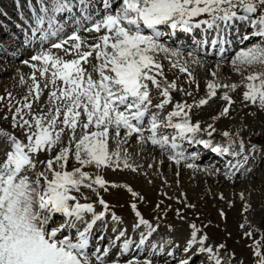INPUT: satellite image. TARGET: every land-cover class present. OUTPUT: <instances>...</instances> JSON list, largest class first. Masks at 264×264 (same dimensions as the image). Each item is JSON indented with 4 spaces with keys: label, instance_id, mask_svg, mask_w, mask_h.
Here are the masks:
<instances>
[{
    "label": "snow or ice",
    "instance_id": "1",
    "mask_svg": "<svg viewBox=\"0 0 264 264\" xmlns=\"http://www.w3.org/2000/svg\"><path fill=\"white\" fill-rule=\"evenodd\" d=\"M79 6L82 16L73 21L74 30L51 44L50 49L42 48L32 55L31 63L24 61L32 69L27 92L15 104L12 93H7L8 109H15L11 112L12 128L19 129L20 136L0 129V140H3L0 146V264H119L116 259L108 260L110 248L115 246L113 241L102 250L99 245L90 249L94 226L111 211L100 190L107 192L109 186L125 188L134 201L137 197L144 200V197L127 183L117 184L105 179L101 170L138 171L139 166L130 162L132 155L124 147L133 137L137 145L150 142L159 147L161 153L167 154L177 165L181 160L196 159L195 153L186 156L183 151H177L178 140L195 141L202 131L211 137L216 129L213 124L202 128L200 121L192 122V108L207 104L217 95L218 88L234 91L238 87L235 83L209 80L207 94L198 101L173 103L174 91L186 96L192 93L183 86L178 87L175 79L167 78L158 55L163 53L171 68L187 73L190 83H194L195 78L187 66L189 61L181 62V48H170L161 41L162 27L190 32L193 27L206 25L209 29L215 26L219 31L218 22L227 25L239 20L253 27L250 35L264 40V0H103L102 12H89L90 0H80ZM72 8L68 0H52L50 9L42 8V11L54 14ZM202 14H207L208 19H194ZM83 21H87L88 26ZM37 23L42 24L43 18H37ZM49 29L51 31L41 30L42 41L48 36H59L64 25L54 27L53 16H49ZM248 39V35L243 37V40ZM216 42L212 40L213 44ZM51 49L60 50L62 55ZM187 55L192 57L193 53L189 51ZM231 63L238 73L241 72L238 65H260L264 69V43L241 49ZM212 75L215 77L216 73ZM20 80L23 83L24 77ZM241 83L243 100L264 113V70L248 72ZM154 92L159 97L156 103L152 99ZM45 93L46 99L41 102ZM221 99L226 105L218 115H228V106L234 101L227 91ZM169 105L170 111L167 110ZM217 118L212 117L213 121ZM162 129H173L174 134L169 136ZM222 135L228 145L235 144L233 134L224 131ZM197 142L206 147L212 143L210 139ZM239 147L243 152V140ZM212 151L227 153L230 147L217 145ZM231 154L237 155L235 151ZM86 166L96 171H86ZM186 167L197 166L187 163ZM234 174L229 171L226 176ZM81 187L91 190L97 200L89 202ZM97 203L103 210H96ZM130 206L148 234L154 231L137 210L136 202ZM251 208L245 201L244 211ZM55 213L61 214L60 221L54 220ZM220 215L223 217L225 213L221 211ZM111 216L113 221L120 220L114 212ZM245 224L249 225L244 232L246 237L251 239L254 231L260 232L247 218L240 227L244 228ZM190 227L192 231L184 252L198 243L197 253H208L210 262L221 264L217 249L224 245H217L216 249L206 246L207 235H198L201 229L194 223ZM120 236H124L123 231L116 239ZM146 238L142 233L137 246H142ZM262 242L264 232L250 245L256 258L253 264H264ZM129 246L130 240L125 239L120 245L121 252H128ZM190 259L182 258L177 264H189ZM124 264L152 262L148 258L141 262L133 257Z\"/></svg>",
    "mask_w": 264,
    "mask_h": 264
},
{
    "label": "rangeland",
    "instance_id": "2",
    "mask_svg": "<svg viewBox=\"0 0 264 264\" xmlns=\"http://www.w3.org/2000/svg\"><path fill=\"white\" fill-rule=\"evenodd\" d=\"M9 2L8 0H0L1 12L5 11L9 14V17H12L15 22L21 25L20 18H16L17 12L19 11L21 16L26 18L27 14L21 12L22 7L17 8V12L4 10L6 8L10 9L8 7ZM24 12H26L25 8ZM198 18L206 19L208 16L207 14H202ZM0 20L3 22L5 21L1 14ZM0 40H3L6 44L10 42V38L4 37V34L0 35ZM255 42L256 44L264 43L260 38ZM251 43L254 44V41ZM243 45V47L240 46L238 51L248 48V46H245L248 44ZM168 47L173 48L174 46ZM32 52L34 51H28L26 53L27 56H22L21 61H16L14 63L8 62L6 61L9 60L8 58H2V56H0V70L7 69L4 73L0 72V97L4 98L0 100V129H4L17 136H20V130L12 128L11 112H14L15 109L13 107V109L9 111L8 100L10 97L7 96V93H12V97L15 98L13 104H15V101L19 100L27 92L28 85L31 83L28 79L29 73H31L32 69L29 64L25 65L24 61H30L31 56L28 55ZM186 54L183 53V60L181 62L188 61L184 59ZM200 58L199 59L206 64V67L209 65L215 69L218 68L216 65H220L221 67L218 68L220 72L216 69L215 71L208 70L210 73H207L208 71L204 73L202 69L200 70V68L196 66V63L192 62L191 65L189 64L187 66H189V71L192 72L195 82L190 83L187 79V73H181L178 68H171L170 61L165 58L163 53L158 55V59L164 67V73L167 78L169 80L175 79L178 87L183 86L186 91L192 93V96H186L182 95L179 91H174L172 93L173 103L181 100L187 103H192L193 100L198 101L207 94L206 83L209 80H215L222 84H237L238 87L234 91L227 88L216 89L217 95L210 98L207 104L198 108H192L193 110L190 112L192 122L197 120L200 121L202 128L206 127L207 124H213V127L216 129L211 137L203 131L198 133L196 137H205L212 142L219 141L220 143L228 145L227 138L222 135L224 131H228L233 134L232 139L235 141V144L231 145V149H234V151L240 149L239 144L240 141L243 140L244 148L250 149L251 151L257 148L260 153H264V113L258 112L255 107L243 100L242 93L244 91V86L241 83L248 72L253 70L261 71L264 69H262L260 65L251 67L238 65L241 67V72L237 74L236 71L229 70V68H233L231 58L222 61H212L210 59H206V61L203 56ZM11 68H13L12 71H10ZM213 72L220 73L221 77H213ZM21 76L24 77L23 83H21L20 80ZM225 91L232 97L234 103L228 106V115L219 116L218 114L226 105V101L221 99ZM43 99H46V93L41 102H43ZM152 99L153 103L158 102L159 98L155 92L152 95ZM167 110H171V105L167 107ZM214 116L218 117L215 121L212 119ZM131 144L136 145L134 139L129 141L128 145L124 146L128 148V151L129 148L131 149L129 151L132 155V160L130 162H134L139 166L138 171L133 172L130 169H116L113 171L112 169L105 168L101 170V174L105 179L117 184L127 183L134 191L143 196L144 200H139L137 197L134 201L131 193H129L127 189L112 188L111 186H109L107 192L101 189L100 195L108 203L111 210L105 215L112 219L111 213L114 212L116 216L120 217L121 225L119 230H124L126 228V232L131 231L128 236L129 239H132L134 235L138 236L135 227L138 223V218L135 216L130 206L131 203L136 202L137 210L140 211L144 219L151 222L153 229L157 230V236L154 242L156 240H170L166 246L167 248H170L168 247L170 244H173L174 247L178 245L177 256L167 257L168 259L165 258L163 261L150 259L152 264H177L180 259H187L189 257H191L189 264H212L211 262L214 261H209V255L206 257L202 256L201 253L195 252L183 255L185 252L182 247H184V244L190 238L192 231L190 225L193 223L201 229L198 235H207L208 239L205 242L206 246L212 245L213 248L216 249L217 245H224L223 248L217 249L221 259L228 260L231 264H253L256 258L253 256V250L250 245L253 240L260 238V232H264V166L258 167L257 165H248L246 168V170L248 169L247 172L249 169H253L252 173L255 175L246 177V175L249 174L247 173L244 175L245 179H243L241 183L238 180L240 179V175L245 172L244 169L242 172L239 170L237 174L226 178V180H217L216 177H213L211 168L208 170L201 163H195L197 168H189L186 167L187 162L177 165L175 162L172 164L171 160L165 159L167 164L160 165V160H157V157L146 163L141 158L143 155L140 156V151L143 148L141 149L139 145L133 148L128 147ZM150 144L149 142L145 145ZM2 145L3 140H0V146ZM155 148L156 146H154V149ZM157 152L161 155L160 149L157 150ZM0 156H2V153H0ZM149 164L154 166L148 167ZM236 164L237 163H235V165ZM69 167H71V163ZM84 170L89 172L96 171L90 166H86ZM215 170L223 174L225 168L215 166ZM165 181L167 182L165 183ZM81 192L89 197V202L97 200L96 195L92 193L91 190L81 187ZM182 193L183 195H181ZM241 194H243V199H241ZM221 196H223V199H221ZM245 201L249 202L252 208L247 212L244 211L243 214L237 215V210L243 212ZM81 202H84L83 199H81ZM157 205H159V207H157ZM186 205H195V207H186ZM95 206H98V211L103 210L102 206L98 203L95 204ZM232 206L236 212L233 211ZM177 210H179V215L177 214ZM221 211L225 213V216L222 217L220 215ZM181 216L184 217V219H181ZM245 218L251 221L256 228L260 229V232H253L251 239L244 235V232L248 231L249 225L245 224V228L240 227V224L245 223ZM61 219V216L57 218L59 221ZM112 231L113 229H108L107 233H111ZM99 234L101 233L99 232ZM99 234L98 232L97 234L95 233L93 238L95 240L100 239L102 234ZM112 237L116 239L117 235ZM124 240V238L119 239V245L122 244ZM104 246H106V244L102 245V247ZM262 250H264V242H262ZM117 252H119L118 248H115L112 252L109 251L110 255L114 256H116ZM171 258L173 260H170ZM144 259L139 260L142 262Z\"/></svg>",
    "mask_w": 264,
    "mask_h": 264
},
{
    "label": "bare ground",
    "instance_id": "3",
    "mask_svg": "<svg viewBox=\"0 0 264 264\" xmlns=\"http://www.w3.org/2000/svg\"><path fill=\"white\" fill-rule=\"evenodd\" d=\"M11 2H15V0H10V2L8 3V7L10 8V9H12L13 8V5H12V3ZM36 2H37V0L34 2V6H36ZM21 2L19 1V4H20ZM39 7H40V5H39ZM43 11L41 10V13H42ZM246 22V21H245ZM30 23L32 24L31 25V27L33 28L34 26H33V24L35 23L34 21H30ZM8 24H11L10 22L8 23ZM13 26H15L14 24H12ZM9 26V25H8ZM228 26V23H227V25L225 26V27H227ZM240 26H241V28L243 29V24H240ZM228 28V27H227ZM5 29H6V27H3V26H1L0 25V34L1 33H3V32H6L5 31ZM230 31H229V33H230V37H232V38H234L235 40H234V43H235V49L236 48H238L240 45H242L243 46V44H248V45H245V46H248V47H250L251 45H252V43L251 42H253L254 41V44H256V39L257 38H255L254 36H252V35H250L252 32H254V29H253V27L252 26H250V28H248L246 31H244L243 32V30H241L240 32H239V25L238 26H236L235 28H233V26H232V28L230 27V29H229ZM7 33V32H6ZM81 35H88L87 33H84V32H82V33H80ZM245 35H248L249 36V39L248 40H243V37L245 36ZM64 37V36H63ZM62 37V38H63ZM37 38V37H36ZM260 38V37H259ZM38 39H41V36H39L38 37ZM261 39V38H260ZM263 42H264V40H262ZM58 41H56V43H57ZM16 43L15 42H12L11 41V44L8 46L9 47V53H4V50H0L1 52H0V56H2V58H8L10 61H14V60H16V50H15V47H16V45H15ZM181 44H182V47H181V51H182V53H184V54H188V52H186L185 50L187 49V48H189V43L187 42V39L186 40H184L183 42H181ZM52 52H56V53H58V54H60V55H62V52L60 51V50H58V49H56V50H53ZM193 53V56L192 57H189L187 54L184 56V59H187L188 61H189V63H188V65L190 64L191 65V61L192 60H197L198 62L196 63V66L198 67V68H200V70L202 69V71L205 73V72H207L208 70H210V71H215L216 69H218L219 67H221L220 65H216L218 68H215V69H213V67H211V66H209L208 64V68L206 67V64L202 61V60H200L201 58L200 57H198L197 55H198V53H196V52H192ZM235 53V50H233V52L231 53H228V54H231L230 56H232L233 54ZM236 55V54H235ZM200 58V59H199ZM214 59H215V57H213ZM9 60H6V61H8L9 62ZM207 61V60H206ZM28 65V64H27ZM214 66V65H213ZM216 66H214V67H216ZM12 67H14V66H12ZM189 67V66H188ZM15 68V67H14ZM229 68V67H228ZM12 69L13 68H11V70L10 71H12ZM22 70V69H21ZM229 70H233V68H229ZM5 71H7V69L5 68V69H1L0 70V72H2V73H4ZM14 71V70H13ZM217 71H219L220 72V69H218ZM16 72H18V71H16ZM22 72V71H21ZM32 72V71H31ZM207 73H210L209 71L207 72ZM22 74H23V72H22ZM30 74L31 73H29V77H30ZM237 74H238V72H237ZM216 77H221V75H220V73H216ZM29 79V78H28ZM29 82H30V79H29ZM203 85V84H202ZM203 87V86H202ZM207 89V88H206ZM206 92V91H205ZM212 98V97H211ZM212 101V100H211ZM193 110V109H192ZM206 112V111H205ZM244 120V119H243ZM203 126V125H202ZM162 131H164L166 134H170V131H171V129H162ZM237 131V130H236ZM235 131V132H236ZM218 132V131H217ZM217 132H216V134H217ZM220 133V132H219ZM237 133V132H236ZM215 134V133H214ZM189 135H191V134H189ZM221 135V134H220ZM217 136V135H216ZM133 139H134V137H133ZM195 139H206L205 137L204 138H199V137H195ZM208 139V138H207ZM131 141V140H130ZM191 141V140H190ZM215 142H219V141H214V142H212L211 143V145L213 146V147H216L217 145H219V146H221V147H224V146H229L230 147V150H231V145H225V144H223V143H215ZM191 143H192V146L194 145V144H196V142L195 141H191ZM134 145V146H133ZM138 145L136 144H131L130 146H128V147H131V148H133V147H137ZM139 146H141V145H139ZM125 147V146H124ZM142 150L140 151V156H142L141 158H142V160H144L146 163H148V162H150L153 158H156L157 157V160H160V165H165V164H167L166 163V161H165V159H167L168 160V158H167V155L165 156V154H162L161 153V155L157 152V150H159V147L157 148H155L154 149V146L152 145V144H150V145H143V146H141L140 147ZM131 149L129 148V151H130ZM161 150V149H160ZM250 151V149H248V151L247 152H249ZM253 152L254 153H256L257 155H256V158H257V160L259 159V158H261V156H262V154H264V153H260L259 152V150L256 148V149H254L253 150ZM244 153V152H243ZM220 154H222V156H224V157H226L225 159L227 160V161H236V162H238V163H244V164H247V163H249L248 162V158H246L245 157V155L244 154H237V155H235V156H233L232 154H227V153H225V152H216V153H213V159H212V161L210 162V163H208L207 161H206V159H205V157H200V159H198V160H192V159H189V160H187V161H184V160H181V162H180V164L181 163H185V162H187V163H192V164H195V163H201L204 167H206V169H208L209 170V168H211V170L213 171V173H212V175H213V177H216L217 178V180H226V178H229V177H232V176H226V173L227 172H229V169H227L226 170V172H224L223 174H221V172L219 173L218 171H216L215 170V168H214V166L213 165H219V164H223V159L221 158L222 156L220 155ZM259 154H260V156H259ZM185 155L186 156H191V151L189 152H186L185 153ZM138 156V155H137ZM139 156V157H140ZM247 156V155H246ZM162 157H163V159H162ZM170 161V160H169ZM168 161V162H169ZM156 162V161H155ZM172 164H174V162L172 163ZM247 165H249V164H247ZM152 166H154V165H152ZM258 167L259 166H264V160L263 161H260V163H258V165H257ZM158 167V166H157ZM195 168H197V167H195ZM245 168V167H244ZM203 169V168H202ZM205 169V168H204ZM199 170V169H198ZM180 171V170H179ZM252 171H253V169L250 171V172H244L241 176H240V179L238 180V181H240V183H241V181H243V179H245V177H244V175H246L247 173H249V174H247L246 175V177H252V176H254L255 174L254 173H252ZM230 172H237V170H236V167H233V169L232 170H230ZM209 177V176H208ZM211 177V176H210ZM224 182H226V181H224ZM223 189H225V188H223ZM222 192H224V191H222ZM221 192V193H222ZM233 207V206H232ZM96 208V210L98 211V206H96L95 207ZM231 209V208H230ZM244 209V208H243ZM237 210V209H236ZM233 211H234V207H233ZM234 212H236V211H234ZM244 213V210H243V212L242 211H240V210H237V212H236V214L237 215H240V214H243ZM240 217V216H239ZM90 218V217H89ZM114 225H115V223L112 221V220H109L108 219V217H105L104 219H103V221L101 222V221H97V223H96V225L94 226V230L93 231H97L98 229H101V230H103L104 228H112V227H114ZM245 228V227H244ZM118 231H119V229H118V226H116V228L114 229V232L113 233H115V234H117L118 235ZM129 233H131V231L130 232H124V236L122 237V238H124V239H128V236H129ZM126 234V235H125ZM151 236H152V234H151ZM151 236H148L146 239H145V242H144V244L142 245V246H137V245H139V238L137 237V236H133L132 237V240H133V243H134V246H131V244H132V242H130V246H129V251L128 252H126V253H124V252H121V253H119V255H116V256H114L113 257V259H116V260H118V261H127V259L128 258H130V257H132V256H135V257H137V258H140V259H143V258H146V254H147V252H152L153 251V249L155 248V247H153V245H152V242H151V240H152V237ZM120 237V238H121ZM113 241L114 242V244H115V242L117 241V239L115 240V239H113L112 238V236L111 235H103V239H102V241H105V243H107V245H109V241ZM168 242H170V240H164V241H162V242H157V244H156V249H161V247H164L165 245H167L168 244ZM117 246V244H115V246L114 247H116ZM185 246H186V243L184 244V247L183 248H185ZM199 247V244L197 243V244H195V245H193L190 249H189V251L188 252H186L187 254L188 253H192V252H195V253H197V248ZM155 250V249H154ZM140 252H142L140 255H138ZM171 253H172V255L171 256H175L177 253H176V249H174L173 251H171ZM164 254H165V250H162V255H160L159 256V258H157V260L156 261H163V257H164ZM201 255L202 256H208L209 254L208 253H201ZM112 258L108 255V260L110 261ZM221 264H231V262L230 261H228V260H225V259H221Z\"/></svg>",
    "mask_w": 264,
    "mask_h": 264
}]
</instances>
